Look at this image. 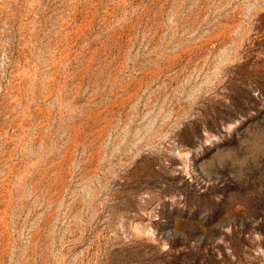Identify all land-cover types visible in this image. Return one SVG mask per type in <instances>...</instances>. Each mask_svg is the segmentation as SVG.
<instances>
[{"label":"rangeland","instance_id":"1","mask_svg":"<svg viewBox=\"0 0 264 264\" xmlns=\"http://www.w3.org/2000/svg\"><path fill=\"white\" fill-rule=\"evenodd\" d=\"M0 264H264V0H0Z\"/></svg>","mask_w":264,"mask_h":264}]
</instances>
